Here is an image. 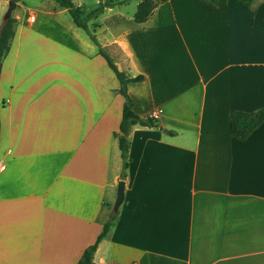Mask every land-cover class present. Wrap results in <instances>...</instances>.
<instances>
[{
  "label": "crops",
  "instance_id": "crops-1",
  "mask_svg": "<svg viewBox=\"0 0 264 264\" xmlns=\"http://www.w3.org/2000/svg\"><path fill=\"white\" fill-rule=\"evenodd\" d=\"M14 2L0 70V264H76L120 180L95 264H264V121L245 140L229 133L231 110L264 106V0H168L143 23L131 0L89 21L99 46L53 0L24 15ZM99 48L143 76L128 85L135 114H157L131 127L124 178V99Z\"/></svg>",
  "mask_w": 264,
  "mask_h": 264
},
{
  "label": "trees",
  "instance_id": "trees-1",
  "mask_svg": "<svg viewBox=\"0 0 264 264\" xmlns=\"http://www.w3.org/2000/svg\"><path fill=\"white\" fill-rule=\"evenodd\" d=\"M59 7L66 9L70 15L73 23L86 32L90 40L97 46H99L94 33L90 30L88 23L91 19L101 14L105 8L122 5L131 0H100L97 6L90 12L85 13L79 7H76L71 0H53ZM137 1V7L133 14V21L135 23H143L147 21L153 14L154 9L162 3L168 0H133ZM246 5H251L254 0H238ZM16 20L10 17L5 21L0 28V70L3 59L9 52L11 41L14 36ZM99 54L106 60L107 65L115 74L118 80L119 87L114 91L121 95L124 99L121 113V121L119 124V130L114 133L118 140L119 149L122 159V171L121 178L125 176V170L128 167V147L129 139L128 135L133 125H140L145 127H154L155 119L152 117H140L135 114L133 110V101L128 93V85L131 83L139 82L143 79V76L137 75L135 77H129L125 72L120 71L112 62V60L99 48ZM264 121V106L260 109L252 112L231 110L229 112V133L238 140H245L250 133L255 130ZM173 133V132H169ZM116 213L112 212L109 220L104 224L102 231L97 236L95 242L84 250L81 257L76 264H95L93 262V255L97 249L100 241L106 236L113 221L115 220Z\"/></svg>",
  "mask_w": 264,
  "mask_h": 264
},
{
  "label": "rangeland",
  "instance_id": "rangeland-1",
  "mask_svg": "<svg viewBox=\"0 0 264 264\" xmlns=\"http://www.w3.org/2000/svg\"><path fill=\"white\" fill-rule=\"evenodd\" d=\"M14 1H17L19 3V6L15 9L14 13H16L18 11V8H20L19 10H20V12L23 15H24L23 8H25V7H28L29 8L30 7V8H34L35 9L39 5V2H40V0H14ZM71 1L74 3V5L80 1L81 5H82V7L80 9L82 11H84V12H89L90 10H92V9H94L96 7V1H99V0H71ZM9 2L10 1H8L5 4V8H4V12H3V17L5 15L6 11H7V8L9 6ZM132 6H133V2L130 1V3H128V5L126 7V10L127 11L132 10L133 9ZM114 203H115V200H114ZM114 203L112 205V212H114V210H113Z\"/></svg>",
  "mask_w": 264,
  "mask_h": 264
},
{
  "label": "water",
  "instance_id": "water-1",
  "mask_svg": "<svg viewBox=\"0 0 264 264\" xmlns=\"http://www.w3.org/2000/svg\"><path fill=\"white\" fill-rule=\"evenodd\" d=\"M14 8H15V3L13 2V0H10L7 11L3 17V23L11 17V13ZM123 198H124V182L120 180L118 182V187H117V195H116L114 208H113L114 211H117V209L119 208L120 204L123 201Z\"/></svg>",
  "mask_w": 264,
  "mask_h": 264
},
{
  "label": "built area",
  "instance_id": "built-area-1",
  "mask_svg": "<svg viewBox=\"0 0 264 264\" xmlns=\"http://www.w3.org/2000/svg\"><path fill=\"white\" fill-rule=\"evenodd\" d=\"M30 19H33V17H31ZM157 117V114L155 113L152 118H156Z\"/></svg>",
  "mask_w": 264,
  "mask_h": 264
}]
</instances>
